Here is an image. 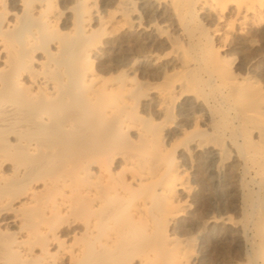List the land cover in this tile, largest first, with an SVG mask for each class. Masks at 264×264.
I'll return each instance as SVG.
<instances>
[{
	"label": "bare ground",
	"instance_id": "1",
	"mask_svg": "<svg viewBox=\"0 0 264 264\" xmlns=\"http://www.w3.org/2000/svg\"><path fill=\"white\" fill-rule=\"evenodd\" d=\"M108 2L0 0V264H264V0Z\"/></svg>",
	"mask_w": 264,
	"mask_h": 264
},
{
	"label": "rangeland",
	"instance_id": "2",
	"mask_svg": "<svg viewBox=\"0 0 264 264\" xmlns=\"http://www.w3.org/2000/svg\"><path fill=\"white\" fill-rule=\"evenodd\" d=\"M59 1H63V0H59ZM110 1V0H109ZM96 3H97V7H98V9L100 10V11H103V9H108L109 7H110V5H109V2H108V0L106 1V2H104V0H96ZM108 47L109 46H107V45H105V46H102L101 47V49L103 50V51H105V55H104V57H106V56H111V52L110 51H108ZM107 52V53H106ZM103 57V56H102ZM103 57V58H104ZM192 202H194V201H192V200H189L187 203H188V205L189 204H191ZM214 203L215 204H217V202H215L214 201ZM194 205H195V202L193 203V204H191V206L190 207H188V208H190V209H188L187 208V210L188 211H193V209H194ZM192 209V210H191ZM232 212V215L234 216L236 213L235 212H233V211H231ZM237 215V214H236ZM236 215L234 216V217H236ZM223 255V256H222ZM218 254V252H216V251H214V250H212V251H210V256H209V261H210V263L212 262V263H216L217 261L219 262V263H221V264H226V263H228V261L230 260L229 259V256H232V254H230V253H227V252H223V254ZM223 257V258H222ZM223 259V260H222ZM225 259V260H224ZM225 261V262H224Z\"/></svg>",
	"mask_w": 264,
	"mask_h": 264
}]
</instances>
